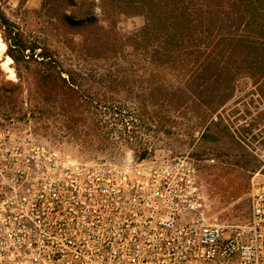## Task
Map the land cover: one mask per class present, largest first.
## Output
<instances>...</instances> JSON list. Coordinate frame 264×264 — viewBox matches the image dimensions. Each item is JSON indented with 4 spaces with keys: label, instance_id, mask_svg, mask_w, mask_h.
<instances>
[{
    "label": "built area",
    "instance_id": "built-area-1",
    "mask_svg": "<svg viewBox=\"0 0 264 264\" xmlns=\"http://www.w3.org/2000/svg\"><path fill=\"white\" fill-rule=\"evenodd\" d=\"M249 214L209 223L188 157L78 163L29 139L0 153V264H264V141Z\"/></svg>",
    "mask_w": 264,
    "mask_h": 264
},
{
    "label": "rangeland",
    "instance_id": "rangeland-1",
    "mask_svg": "<svg viewBox=\"0 0 264 264\" xmlns=\"http://www.w3.org/2000/svg\"><path fill=\"white\" fill-rule=\"evenodd\" d=\"M3 9L27 35L53 49L65 68L75 67L81 72V82L85 86L84 93H78L79 101L74 107L62 108L61 101H58L46 102L36 108L30 101L35 95L34 89L24 83L20 95L22 103L16 112L10 113L0 107V153L10 139H29L55 148L64 157L78 163L121 166L144 161L161 165L177 157H188L197 170L205 220L220 224L245 221L249 214L251 181L258 168L251 173L249 166H232L230 172L221 178L224 185H219L218 167L226 159L224 147L233 139L259 166L253 151L258 142L264 141V80L255 85L251 78L240 77L232 99L218 111L206 110L211 117L203 120L199 116L204 109L194 104L183 105L180 101L166 102L162 92L142 88L146 73L137 71V67L146 68L147 64L143 56L131 54V47H127L130 54L118 63L114 59L78 57L67 49L62 38L72 29L53 18L59 15V8L49 14L44 9V0H9ZM85 13L86 7L81 9L79 16ZM92 13L96 19H101L98 10ZM144 23L143 16L118 17L116 30L119 38L127 43V39L136 35ZM2 35L0 28L1 67L8 80L17 82L15 65L6 55L7 45ZM133 66L135 70L127 71L119 85L116 78L121 73L116 68L129 70ZM156 80L176 83L178 78L162 72L161 79L156 77ZM84 94L99 100L101 107L89 104L90 99ZM150 98L156 102L144 105L143 101ZM60 99H64L63 95ZM146 106L148 110H145ZM147 111L161 116L162 121L139 122L138 117ZM219 118L222 123L215 125ZM217 132H227L226 138H218Z\"/></svg>",
    "mask_w": 264,
    "mask_h": 264
},
{
    "label": "trees",
    "instance_id": "trees-1",
    "mask_svg": "<svg viewBox=\"0 0 264 264\" xmlns=\"http://www.w3.org/2000/svg\"><path fill=\"white\" fill-rule=\"evenodd\" d=\"M8 1L0 0V28L18 81L7 79L0 62V107L16 112L24 83L34 89L30 101L36 108L58 101L62 108L74 107L78 93H84L81 72L65 68L53 49L11 21L3 9ZM56 7L60 13L53 18L72 29L62 37L68 50L78 57L118 63L130 54L127 47H131V54L143 56L147 64L146 68L137 67L146 73L142 88L162 92L166 102L180 101L204 109L199 116L203 120L211 117L206 110L218 111L232 99L240 77L251 78L255 85L264 80V0H44L49 14ZM85 7L87 13L79 16ZM96 10L100 20L93 16ZM122 15L145 18L143 27L127 43L116 30ZM116 70L121 73L116 78L120 85L135 66ZM162 72L178 81L156 80ZM86 97L89 104L101 107L99 100ZM152 102L156 100L145 99L143 104ZM138 120L152 124L161 122L162 117L147 111ZM221 123L219 118L215 125ZM226 135L217 132L220 139ZM232 141L224 147V166L218 167L219 185H224L221 178L232 166H249L251 173L258 168L242 145Z\"/></svg>",
    "mask_w": 264,
    "mask_h": 264
}]
</instances>
